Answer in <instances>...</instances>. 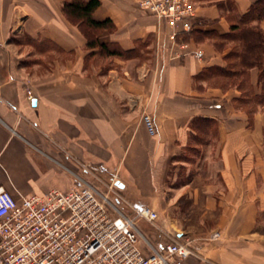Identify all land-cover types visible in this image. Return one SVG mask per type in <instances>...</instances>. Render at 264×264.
<instances>
[{
    "label": "crops",
    "instance_id": "crops-1",
    "mask_svg": "<svg viewBox=\"0 0 264 264\" xmlns=\"http://www.w3.org/2000/svg\"><path fill=\"white\" fill-rule=\"evenodd\" d=\"M63 1L0 0V190L20 200L69 193L85 181L105 195L119 182L131 205L165 214V222L198 221L175 224L200 255L183 264H264L259 71L248 72L246 97L236 87L216 85L210 74L196 79L227 67L235 42L219 41L221 49L217 37L230 34L231 25L242 28L239 18L259 0H195L193 33L181 41L187 49L168 40V30L139 8V0H100L94 18L116 27L100 40L129 52L100 57V65L63 15ZM250 26L264 34V20ZM16 35L26 41L11 42ZM22 58L34 61L20 65ZM198 118L217 121L216 134L210 126L192 130ZM176 165L186 177L169 188Z\"/></svg>",
    "mask_w": 264,
    "mask_h": 264
},
{
    "label": "built area",
    "instance_id": "built-area-1",
    "mask_svg": "<svg viewBox=\"0 0 264 264\" xmlns=\"http://www.w3.org/2000/svg\"><path fill=\"white\" fill-rule=\"evenodd\" d=\"M138 6L168 30L174 46L187 49L181 41L194 30L195 0H139ZM26 97L32 101V92ZM142 120L154 136L151 116ZM84 172L92 174L88 168ZM159 220L151 208L131 205L114 181L105 195L85 181L69 193L20 200L0 190V264H183L200 258L190 239L162 229ZM140 223L162 232V240L153 245L140 232Z\"/></svg>",
    "mask_w": 264,
    "mask_h": 264
},
{
    "label": "trees",
    "instance_id": "trees-1",
    "mask_svg": "<svg viewBox=\"0 0 264 264\" xmlns=\"http://www.w3.org/2000/svg\"><path fill=\"white\" fill-rule=\"evenodd\" d=\"M233 5V2L230 3ZM100 0H64L62 13L65 18L77 27L87 42L88 56L94 57H126L129 52L123 51L115 44H107L100 40L102 33H113L116 27L111 19L96 20L95 11L100 8ZM264 20V0L256 2L248 13L239 18L243 25H231L230 34L217 37V45L221 49L224 41L230 38L235 42L232 50L227 54L228 64L226 68H210L209 73L202 74L196 79L204 78L210 74V79H215L216 85L227 88L236 87L245 95L249 93L248 72L251 69H258V82L264 88V34L259 27L250 26L254 21ZM193 31L185 35L182 41L189 39ZM29 43L32 41L29 39ZM255 99V97H254ZM243 101V100H242ZM255 102H264V95L257 97ZM250 110V114L253 112ZM210 126V132L216 134L217 121L213 119H194L192 130L204 131Z\"/></svg>",
    "mask_w": 264,
    "mask_h": 264
},
{
    "label": "rangeland",
    "instance_id": "rangeland-1",
    "mask_svg": "<svg viewBox=\"0 0 264 264\" xmlns=\"http://www.w3.org/2000/svg\"><path fill=\"white\" fill-rule=\"evenodd\" d=\"M25 41H26V38H25V36H22V35H16V37L12 36V38H11V42H13L15 44L22 43V42H25ZM33 61L31 59H28V58H22L18 62H19L20 65L28 66ZM100 62H101L100 57H96L95 62H93V64L100 65ZM191 155H192L191 153L187 152L186 153V159H189V160L192 159ZM185 177H186L185 168H183L181 166H178V165L172 167V169L170 170V173H169V178H168V186H169V188H178L181 183H184L183 181L185 180ZM170 194L173 195L174 192L170 191ZM181 206H182V208L185 209V208L189 207V204L188 203H184ZM159 215H160V220L157 222V224L162 229L172 230L174 232H177L176 229H175L176 225H180L182 223L183 225L187 226V225H191L193 223L198 222V221H193V220H188V219L181 220V219L176 218V217H171L170 219L167 218V222H165V220H163V219H165L163 217V216H165V214L164 215L159 214ZM138 228L140 229V232L146 238H148L153 245H156L158 243V241H161L162 238H163L162 232L158 231L157 229H155V227H153V226H151L149 224L140 223L138 225Z\"/></svg>",
    "mask_w": 264,
    "mask_h": 264
},
{
    "label": "water",
    "instance_id": "water-1",
    "mask_svg": "<svg viewBox=\"0 0 264 264\" xmlns=\"http://www.w3.org/2000/svg\"><path fill=\"white\" fill-rule=\"evenodd\" d=\"M32 103H33V105H35L36 104V100H33Z\"/></svg>",
    "mask_w": 264,
    "mask_h": 264
}]
</instances>
